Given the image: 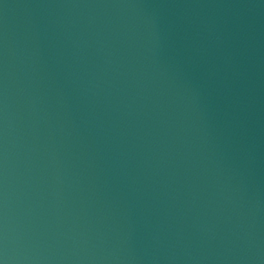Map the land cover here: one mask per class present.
I'll list each match as a JSON object with an SVG mask.
<instances>
[{"label": "water", "instance_id": "obj_1", "mask_svg": "<svg viewBox=\"0 0 264 264\" xmlns=\"http://www.w3.org/2000/svg\"><path fill=\"white\" fill-rule=\"evenodd\" d=\"M0 264H264V0H0Z\"/></svg>", "mask_w": 264, "mask_h": 264}]
</instances>
